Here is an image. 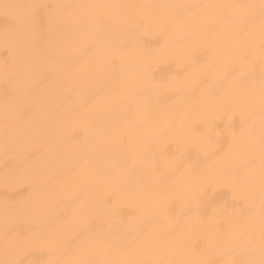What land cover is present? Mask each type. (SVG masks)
I'll return each mask as SVG.
<instances>
[{"label": "bare ground", "instance_id": "bare-ground-1", "mask_svg": "<svg viewBox=\"0 0 264 264\" xmlns=\"http://www.w3.org/2000/svg\"><path fill=\"white\" fill-rule=\"evenodd\" d=\"M258 3V0H0V260L5 259L6 245L11 248L13 237L26 239L36 232L45 221L63 219L65 232L74 227L72 221L73 192L75 180L73 171L76 159L70 145L73 130L84 129L88 121L79 113L85 106L94 111L103 110L106 119L120 122L134 115L138 123L147 128L167 127L176 121L181 110L195 105L200 90L204 87L200 80L211 83L235 59L221 55L209 65L200 80H193L184 73L187 56L184 52L171 48L167 52H157L153 73L158 80L167 81L174 77L177 86L154 88L140 85L131 80L137 60L142 56L141 43L134 34L115 37V43L100 47L95 43V28L77 10L69 19L63 15L50 22L41 11L30 16L25 8L9 9V5L37 4H169L198 6L205 3ZM169 11V31L180 36L187 31L204 29L209 24L206 13L196 8H173ZM153 49H161L163 40L153 29L144 40ZM259 25L254 36L256 62L251 71L259 80ZM105 56L117 58V67L101 63ZM205 54L200 53V59ZM15 83L23 103L19 108H11L8 119L35 120L49 132L56 133L61 141L47 151L29 148L20 152L5 154L3 148V127L5 122L4 102L9 84L5 74ZM102 93L93 98L97 88ZM241 128L238 115L231 120L217 121V127L205 133L219 140V147L227 150L229 132ZM83 135V132H80ZM264 141V124L257 103L247 125L239 132L230 153L214 150L211 143L201 149H192L185 138L165 146L163 161L181 163L187 153L188 159L202 168L211 166L221 170L225 176L233 178V183L219 181L206 185L199 191L200 215H207L215 209H224L216 216L214 223L220 227H202L196 219L184 231L175 247L171 259L198 258L212 264H224L234 258L235 252L242 249L251 236L257 242L264 224V185L261 183V144ZM127 157L120 150L107 148L91 170L111 171L124 166ZM188 161H184L187 163ZM39 177L46 192V200L39 215L28 210L32 208L30 184ZM140 182L149 199L155 197L152 185L155 176L151 172L138 170L134 177ZM110 188V185H104ZM190 198L176 199L171 206L168 225L178 220H187L185 215L192 208ZM137 208L127 201L121 204V218L130 228L136 225ZM158 227H163L160 225ZM42 241L33 238V247L19 252L25 261L42 262L47 258L40 246ZM93 258H103L96 255ZM138 259L152 257L141 255Z\"/></svg>", "mask_w": 264, "mask_h": 264}, {"label": "snow or ice", "instance_id": "snow-or-ice-1", "mask_svg": "<svg viewBox=\"0 0 264 264\" xmlns=\"http://www.w3.org/2000/svg\"><path fill=\"white\" fill-rule=\"evenodd\" d=\"M192 9L206 13L209 24L204 29L187 31L177 36L169 31V11L173 8ZM4 8L30 10V16L43 11L50 22L63 15L72 18L77 10L95 28V43L100 47L115 43V37L134 34L141 43L142 56L136 62L131 80L140 85L154 88L177 86V79L158 80L153 67L157 52H167L171 48L180 50L187 56L184 73L193 80H200L201 73L216 62L221 55L234 56L232 63L210 84L200 80L201 88L195 105L181 110L176 121L167 127H142L134 115L120 122L105 118L103 110L94 111L85 106L79 117L88 121L82 130H73L70 145L76 166L73 171L75 188L73 192L72 221L74 227L65 232L66 221L56 219L45 221L32 236L26 239L13 237L6 245L5 259L0 264H212L211 261L191 258L171 259L176 253V243L196 219L202 227H220L214 223L216 216L224 209H215L207 215H200L199 191L202 187L223 181L233 183V178L225 176L211 166L202 168L194 165L185 154L179 166L175 162L163 161L165 146L185 138L192 149L211 146L219 147V140L207 135L205 130L217 127V121L238 115L241 128L229 132V144L225 154L230 153L239 132L247 125L252 109L258 103L264 124V0L258 3H205L198 6L169 4H37L9 5ZM259 25V61L261 72L257 81L251 71L256 62L254 36ZM153 29L161 36V49H153L144 43ZM205 54L200 59V53ZM101 63L117 67V58L105 56ZM9 84L4 102L5 122L3 127V148L5 154L20 152L29 148L47 151L61 141L54 132H49L35 120L8 119L11 108H19L23 97L15 83L5 74ZM102 93L97 88L93 98ZM83 132V135L80 132ZM107 148L125 153L127 159L120 169L104 171L91 170ZM261 183L264 185V141L261 144ZM184 161H188L184 163ZM151 172L155 176L152 190L155 197L149 199L135 181L137 171ZM104 185H110L105 188ZM32 208L28 211L39 215L46 200V192L37 177L31 184ZM190 198L192 208L185 213L187 220H178L168 225L171 206L176 199ZM137 208L135 228H130L120 215L123 202ZM264 206V199H262ZM163 225V227H158ZM33 238L42 241L40 245L47 258L42 262L25 261L19 258L21 250L33 247ZM100 255L103 258H93ZM150 259H138V256ZM224 264H264V224L260 239L251 236L247 244L235 252V256Z\"/></svg>", "mask_w": 264, "mask_h": 264}]
</instances>
